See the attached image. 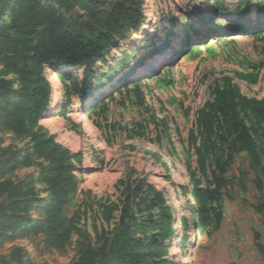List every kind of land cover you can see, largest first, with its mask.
<instances>
[{
  "label": "rangeland",
  "instance_id": "rangeland-1",
  "mask_svg": "<svg viewBox=\"0 0 264 264\" xmlns=\"http://www.w3.org/2000/svg\"><path fill=\"white\" fill-rule=\"evenodd\" d=\"M21 1H7L0 36H14ZM38 1L88 29L92 13L115 15L117 25L106 30L118 43L92 63L87 84L86 64L46 67L51 84L56 70L58 101L52 86V108L32 130L69 152L58 169L39 156L34 136L6 127L23 86L0 60V264H74L87 247L115 236L127 204L140 264H264V213L255 209L264 203L256 185L264 186V153L261 167L247 153L235 155L217 191L216 161L226 160L224 139L232 137L230 117L213 109L218 90L229 87L264 98V0H101L69 8ZM240 117L264 149V120ZM51 170L65 189L63 248L34 231L56 200ZM16 201L24 204L11 211Z\"/></svg>",
  "mask_w": 264,
  "mask_h": 264
},
{
  "label": "trees",
  "instance_id": "trees-1",
  "mask_svg": "<svg viewBox=\"0 0 264 264\" xmlns=\"http://www.w3.org/2000/svg\"><path fill=\"white\" fill-rule=\"evenodd\" d=\"M8 0H0V17L6 8ZM64 7L73 4H90L95 6L101 0H54ZM124 19L131 20L125 16ZM90 22L94 25L91 29L83 24L69 23L50 7H44L38 0H22L21 6L15 15L11 28H16L13 35L0 36V60L6 66V70L20 77L23 86L22 93L13 105V109L5 115L6 127L19 135L34 136L37 141V153L39 156L51 161L55 168L60 166V157L68 156L69 152L61 150L52 141L38 139L33 133L32 123L48 115L51 110L52 84L46 73V67L61 70L67 65L86 64V84L89 81L92 63L101 58L107 51L118 43L117 37L106 30L110 26L117 25L115 15L101 11L92 13ZM131 23L136 24L134 21ZM4 33V32H3ZM2 33V34H3ZM56 71V70H55ZM3 86L0 83V91ZM217 99L213 106L220 115L228 119L229 136L232 140L224 139L228 143L226 160L216 161L219 175L214 176L217 191L221 190L226 180L223 176L227 168L233 162L235 155L247 153L255 167L262 166V154L264 149L259 148L254 134L258 130L248 126L241 119L240 112H245L264 120V98H249L238 94L234 88L218 90ZM264 138V133H263ZM264 174V169L262 170ZM48 181L57 190L56 200L48 209V217L44 224L36 232L43 231L49 237L54 248H63L69 241V228H63L58 217V207L65 194V189L51 170ZM73 178L69 179V183ZM259 190L263 189L261 180L256 182ZM24 202L16 201L10 205V210L15 211ZM259 213H264V203L255 207ZM129 205L122 212L121 226L115 236L103 243L100 247L89 246L74 264H140L142 254L134 252L130 239ZM14 218V217H13ZM11 218V219H13ZM17 219H20L16 216ZM220 217H218V221ZM15 219V218H14ZM20 221V220H19ZM172 217L163 212L165 225L172 224ZM199 223L206 226L208 221L205 212H201ZM259 235L256 238L259 239ZM258 248L264 252L261 244ZM160 264H172L165 260Z\"/></svg>",
  "mask_w": 264,
  "mask_h": 264
},
{
  "label": "bare ground",
  "instance_id": "bare-ground-1",
  "mask_svg": "<svg viewBox=\"0 0 264 264\" xmlns=\"http://www.w3.org/2000/svg\"><path fill=\"white\" fill-rule=\"evenodd\" d=\"M52 78H53V84H52V86H54V88H53V102H54V104L55 103H57V101H58V95H57V93H58V90H59V81H58V79L56 78V71H54L53 73H52ZM93 98V97H92ZM176 241L178 242V239H177V237H176Z\"/></svg>",
  "mask_w": 264,
  "mask_h": 264
},
{
  "label": "water",
  "instance_id": "water-1",
  "mask_svg": "<svg viewBox=\"0 0 264 264\" xmlns=\"http://www.w3.org/2000/svg\"><path fill=\"white\" fill-rule=\"evenodd\" d=\"M51 108H52V106H51Z\"/></svg>",
  "mask_w": 264,
  "mask_h": 264
}]
</instances>
